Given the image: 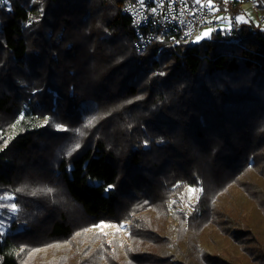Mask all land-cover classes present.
Segmentation results:
<instances>
[{
  "label": "trees",
  "instance_id": "trees-1",
  "mask_svg": "<svg viewBox=\"0 0 264 264\" xmlns=\"http://www.w3.org/2000/svg\"><path fill=\"white\" fill-rule=\"evenodd\" d=\"M130 1H0V188L33 177L8 190L22 231L0 242V264H63L76 232L121 222L135 250L95 232L75 264H264V25L137 52ZM188 185L194 212L166 226ZM218 236L235 250H212Z\"/></svg>",
  "mask_w": 264,
  "mask_h": 264
},
{
  "label": "rangeland",
  "instance_id": "rangeland-1",
  "mask_svg": "<svg viewBox=\"0 0 264 264\" xmlns=\"http://www.w3.org/2000/svg\"><path fill=\"white\" fill-rule=\"evenodd\" d=\"M37 2L38 0H31V2ZM243 13L237 17L238 22H248L251 21L253 23H255L256 25H264V0H254V2L250 5L247 6H243L241 7ZM239 17H243V20H239ZM222 27H225L224 24L221 25ZM220 26V27H221ZM209 29H201L198 33H196L194 35V38L191 40L192 42H199L202 41L204 39H207L210 37L211 32L208 33V35H203L204 33L208 32ZM199 37V39H198ZM23 117V118H21ZM17 122L14 125L13 130L15 131L21 124V122L26 120V113L23 112L22 114H20L17 117ZM26 123H30V119L26 121ZM45 123H47V120L45 119H41L39 122H37L38 126H44ZM38 128V127H37ZM57 130L62 129V127L57 126L56 127ZM12 132V129L10 131V133ZM1 134V131H0ZM25 173H21L18 178L21 179L22 178V182H20V187H18L16 190H14V187H6L0 188V197H9L8 195V190H11L15 193H19L21 194L23 191H25V187L27 185H29L31 183V181L33 180V177L29 176L27 178H24ZM189 188H194V189H198L196 186H192V185H188L185 186L183 190L176 192L174 195H172L168 201V207H173L174 210L170 209L169 210V216L167 217V225L174 221L173 216H172V212L174 213H178L180 215H183L184 217L188 218L191 216V214L194 212L195 209V205L198 202V199L196 197L199 198V194H200V190L191 194V199L189 198V192L188 189ZM12 199H0V205H3L2 207H0V242H3L5 239L9 238L10 236H12L11 234H20L22 231L21 227H16L15 230H12L11 228V223L13 220L16 221L17 216V208L15 211H12L11 208L9 207L10 205H12ZM73 213V222L74 223H78V221H80V216H79V212L78 209H74L71 211ZM78 212V213H77ZM20 214V210L19 213ZM146 216H148V218H152L154 216V213L151 211H148L145 213ZM178 215V216H179ZM81 222V221H80ZM155 223V221H152V224ZM177 221L173 222V224L176 226L177 225ZM36 224V223H35ZM34 224V225H35ZM99 225H109L107 227H90L89 229H87V231H78L76 232L75 235H73V240L70 242L71 244H75L74 247H70L68 244L60 246V250H64L66 252L65 254V262L63 264H75L76 260H77V256L78 254V249L80 247H82V249H87V254H89L90 256L93 254L94 249L99 246V244H101L98 241V236L95 235V232H99L100 234H102V236L108 240L114 241L119 247L124 248L125 246H127V244L130 246V248L132 250H135V244L137 242H139L140 240L135 237V235L133 234V232H129L128 229V223L127 222H121V224H111V223H101ZM50 226L49 223H46L45 227L41 228L39 226H37V229L41 230L43 234H41V237L43 238L44 235L46 233H48V227ZM208 231V230H207ZM205 232V230L203 231V233ZM45 233V234H44ZM202 233V234H203ZM83 236V237H81ZM40 238V239H41ZM175 239V238H174ZM215 241H211L212 244V250L216 251L217 248H224L227 252L235 250L236 245L230 244V240L228 239H224V237L222 236H218L217 238H214ZM29 240V239H28ZM218 240L219 242V246L215 247V242ZM22 241V243H24L23 239H20L19 242ZM38 241V240H37ZM78 241L80 242L81 246L79 248H77L78 245ZM85 242V243H84ZM158 244V243H155ZM200 247L205 248L206 250H209L207 248V246L201 242ZM44 247H41L39 250H41ZM162 248V247H161ZM20 251V250H19ZM40 252V251H39ZM158 253V252H156ZM61 252L58 253H52L48 254V256L46 257H41V258H37V259H32V257L27 259L26 253H25V259L23 260L22 264H41L44 262H48L49 258H51L52 255L55 256H59L61 255ZM74 255L73 258H71V260L69 259L68 256H72ZM180 260L175 259V261ZM55 264V263H54Z\"/></svg>",
  "mask_w": 264,
  "mask_h": 264
},
{
  "label": "built area",
  "instance_id": "built-area-1",
  "mask_svg": "<svg viewBox=\"0 0 264 264\" xmlns=\"http://www.w3.org/2000/svg\"><path fill=\"white\" fill-rule=\"evenodd\" d=\"M3 1V0H0ZM254 0H131L124 8L133 32V47L145 52L154 43L158 51L188 42L201 29H218L222 24L227 34L238 30L233 11L225 3L247 6ZM210 4V6H209ZM154 10V11H153Z\"/></svg>",
  "mask_w": 264,
  "mask_h": 264
},
{
  "label": "snow or ice",
  "instance_id": "snow-or-ice-1",
  "mask_svg": "<svg viewBox=\"0 0 264 264\" xmlns=\"http://www.w3.org/2000/svg\"><path fill=\"white\" fill-rule=\"evenodd\" d=\"M197 2L199 3V0H197ZM209 6H210V4H209ZM238 19L242 21L243 20V17H239ZM211 31H212V29H209L208 32L204 33L203 35H208V33L211 32ZM198 39H199V37H198ZM21 118H23V117H21ZM77 147H78V145H77ZM69 154H71V153H69ZM108 187L111 188L112 185H109ZM49 191H51V190L49 189ZM106 191H107V189H106ZM197 191H199V190L198 189H194V188H189L188 189L189 198L191 199V194H193V193H195ZM196 198L198 199V197H196ZM0 199H9L10 200V199H12V197H0ZM2 206L3 205H0V207H2ZM9 207L11 208L12 211H15L16 210L15 204L10 205ZM107 226H109V225H98L97 227H107Z\"/></svg>",
  "mask_w": 264,
  "mask_h": 264
}]
</instances>
